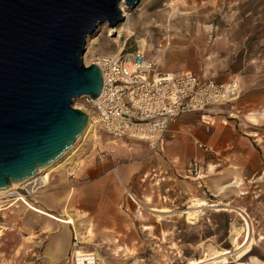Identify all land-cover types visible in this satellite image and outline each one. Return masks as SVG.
Masks as SVG:
<instances>
[{
  "label": "rangeland",
  "instance_id": "rangeland-1",
  "mask_svg": "<svg viewBox=\"0 0 264 264\" xmlns=\"http://www.w3.org/2000/svg\"><path fill=\"white\" fill-rule=\"evenodd\" d=\"M128 13L132 33L122 32L115 43L113 39L117 34L110 31L111 27L105 25L97 29L87 43L83 56L84 64L98 55L115 54L122 46V55L142 49L147 57L155 60L158 67L164 70L166 65L173 63L169 55L173 50H179L180 41H185L180 33L189 36L190 30L198 29L203 33V41L209 44L214 38L231 36L243 21L247 23L244 30H251L250 23L253 22V32L258 31L264 35V0H141L133 11ZM124 21L125 19L113 28L120 26ZM142 39L145 42L144 48ZM186 42L191 41L187 39ZM72 105L86 113L91 112L90 105L83 97L74 99ZM227 107L222 105L217 108L225 110ZM190 117L188 131L194 133L196 120H202L199 115L192 114ZM179 119L180 117L169 125L179 130ZM91 123L93 131L81 135L67 154L53 164L52 169H42L38 176L36 175L39 180L47 174V183L36 195L49 190L63 194V212L54 214L65 218L69 216L76 223L77 236L73 225H70L68 248L61 255L59 264H74V252L79 250L95 252L97 256L99 254L105 264H186L190 258L204 256L205 251L218 248L233 250L230 231L233 224L242 226L237 210L216 212L205 208L204 213L193 224L186 222L183 215L176 213L157 220L149 210L150 207L163 206L173 210L183 209L188 205L190 198L194 197L203 198L207 202L229 201V190H224V199L213 197L204 192L206 187L203 182L199 186L193 178L186 175L185 163L191 158H196L194 150H182L183 153L189 151L188 158L179 154L170 155L166 149L168 131L164 134L165 141L163 138L160 148L136 139L114 140L94 122ZM202 123L210 126L214 120ZM178 149L181 148L176 147V150ZM176 150L173 149V152H177ZM203 152L206 154L205 159L213 156L212 152ZM118 169L127 171V176H119ZM209 169L211 173L214 171L208 166L205 171ZM109 171L115 176L113 181L106 177ZM205 171L202 167L201 177H204ZM33 179L34 177L30 183L35 182ZM203 179L201 178V181ZM96 182L98 185L100 182L113 186L119 198L114 207V218L111 221L107 219L98 226L89 221L90 216L95 213L84 212L82 206L85 202L84 188L88 187L94 195L96 188L91 184ZM23 186L11 189L4 195L12 197L16 193L24 194ZM254 190L256 191L252 195L255 197L248 194L245 198L247 204H239L248 215L254 238L251 252L242 257L241 261L246 264H264V188L261 192L257 188ZM129 193L141 205L137 204ZM32 197L27 199L32 201ZM146 198L150 199L149 202ZM99 200L97 197L90 202L98 208ZM0 205L5 207L4 203ZM20 208L25 210L26 218L23 216V219L26 220L22 219L24 224H31V218L36 220L38 215L27 210L21 202L17 207H7L0 212V223L5 226L0 235V264H12L5 260V251H9L11 246L14 247L18 236L5 229H8L10 217H17L14 210ZM64 210L70 215L65 216ZM27 215H30L29 219ZM145 226L150 227L145 229ZM32 248L27 252L29 258L33 252ZM228 264L238 263L231 259Z\"/></svg>",
  "mask_w": 264,
  "mask_h": 264
},
{
  "label": "water",
  "instance_id": "water-1",
  "mask_svg": "<svg viewBox=\"0 0 264 264\" xmlns=\"http://www.w3.org/2000/svg\"><path fill=\"white\" fill-rule=\"evenodd\" d=\"M141 0H0V190L68 151L88 115L72 105L102 88L83 56L90 36Z\"/></svg>",
  "mask_w": 264,
  "mask_h": 264
},
{
  "label": "crops",
  "instance_id": "crops-1",
  "mask_svg": "<svg viewBox=\"0 0 264 264\" xmlns=\"http://www.w3.org/2000/svg\"><path fill=\"white\" fill-rule=\"evenodd\" d=\"M240 23L239 29L231 36L214 38L209 44L203 41V33L198 29L190 30L189 36L180 33L185 41H180L179 50H173L169 55L173 63L166 65L164 70L176 71L185 68L219 83L231 78L238 79L241 93L232 115H229L232 111L226 112V109L210 110L209 119H213L214 123L205 126L200 120H196L194 133L188 131V121L192 114H187V117L179 116V130L173 125L168 126L166 149L172 156L179 154L187 158L189 151L183 153L182 150H194L203 170L207 166L214 170L211 173L209 169L203 174L204 179L201 182L206 187L204 192L224 199V190H229L231 194L229 193L227 203L243 209L239 204H247L245 198L248 194L255 197L252 195L256 191L254 189L261 192L264 188V35L258 31L253 32V22L250 23L251 30L248 31L244 30L247 23ZM187 39L191 42H186ZM193 115L200 116L199 113ZM163 138L165 141V136ZM195 141L212 146L213 156L205 159L204 150L196 148ZM176 147L181 149L176 150ZM173 149L177 152L174 153ZM118 170L119 176H127V171ZM106 177L111 181L115 178L112 171L107 172ZM94 185V195L88 187L84 188L85 202L82 206L84 212L95 213L90 216L89 221L98 226L107 219L111 221L114 218V207L119 198L113 186L100 182L99 185L98 182L91 184ZM97 197L100 198L98 208L90 202ZM31 203L53 214H61L64 209L63 194L53 190L33 195ZM14 211L17 217H10L6 231L17 235L18 240L14 247L11 246L9 251H5V260L12 264H59L61 255L68 248L70 225L53 221L43 215H36V220L31 218V224H24L22 219L23 216L26 218L25 210L20 208ZM64 214L70 215L67 212ZM29 216L27 215L28 219ZM31 248L33 252L29 258L27 252Z\"/></svg>",
  "mask_w": 264,
  "mask_h": 264
},
{
  "label": "built area",
  "instance_id": "built-area-1",
  "mask_svg": "<svg viewBox=\"0 0 264 264\" xmlns=\"http://www.w3.org/2000/svg\"><path fill=\"white\" fill-rule=\"evenodd\" d=\"M90 64L99 67L102 88L98 97L84 98L91 107L88 118L114 140L136 139L161 148L169 124L179 116L199 113L202 122L209 123L208 111L222 105L232 115L241 93L237 78L219 83L188 69L165 71L142 49L98 55L85 65ZM195 145L213 152L210 145L199 141ZM184 171L201 186L202 166L197 158L186 161ZM37 176L35 182H26L31 193L23 187L26 198L44 187ZM74 253L78 264L79 255Z\"/></svg>",
  "mask_w": 264,
  "mask_h": 264
},
{
  "label": "bare ground",
  "instance_id": "bare-ground-1",
  "mask_svg": "<svg viewBox=\"0 0 264 264\" xmlns=\"http://www.w3.org/2000/svg\"><path fill=\"white\" fill-rule=\"evenodd\" d=\"M120 8H121L122 19L123 20L125 19V21L120 26H117L113 29H110V31H113L117 34L116 37H114V39H113V41L115 43L118 41V38L120 37L122 32H126L127 34L132 33L130 23H129V17H128L129 13L126 10L125 3H121ZM110 35H112V34L110 33ZM144 44H145V42L142 39V48H144ZM122 49H123V47L121 46L118 50L119 52H116L115 54L120 53L122 51ZM86 114L88 115V113H86ZM92 128H93V124L91 123V121L88 118V122L86 124V127H85L82 135L87 133L88 131L92 130ZM68 151H66L62 156L66 155ZM55 162L36 170L34 175H32L30 178L12 183V184H10L9 187L1 189L0 190V204L4 203L5 207H3V205H0V212H2L3 209L7 208V207H11V206L17 207L18 203L21 202L26 207V209H28V210H30V211L38 214V215H43V216L49 217V218H51V219H53L59 223L65 224V225H73V227L75 228V223L73 222V220L69 216H67L65 218L63 216L56 215V214H53L47 210H44L41 207L31 203V201L29 202L23 194L16 193L13 196V198H10V197H7L6 195H4V193H6L7 191L14 189L16 187H19L20 185H24L23 187H25L31 193V190L29 189V186L27 185L28 183H30L28 181L30 179H32L33 177H35L40 170L52 169L53 164ZM37 181H40L39 183H43L45 185L47 183V174L42 176ZM26 182H28V183H26ZM129 195L132 197V199L134 201L137 202V204L141 205L140 202H138L137 199L132 194L129 193ZM149 200H150L149 198H146L147 202H149ZM205 208H209V209L216 211V212H219V211L232 212L234 210H237V213H239L241 216L242 226L237 227L233 224L232 229L230 231V238H231V242L233 244V250H229L227 248H221V249L218 248V249H213L209 252L205 251L204 256H202L200 258H190L187 260L186 264H228L231 259L234 261H237L238 264H246L245 262H242L241 259H242V257L249 255V253L251 252V247L254 243V238L252 235V231H253L252 225H251L250 221L248 220L247 213L244 212L243 209L236 208V207H234L228 203H224L220 200H216L214 202H207L203 198H195L194 197V198H190V200L188 201V205L183 209L173 210V209H170L168 207L163 206L160 208L150 207L149 210H150V212L151 211L153 212V214L157 217V220L162 219V217H164V216H168V215H172V214L176 213L178 215H183L186 218V222L193 224L199 219L200 215L204 213ZM149 227L150 226H145V229H148ZM4 228H5V226L0 223V235L2 234V231ZM73 231L75 232V230H73ZM75 234H76V232H75ZM76 236H77V234H76ZM240 237L242 239L238 242ZM77 255H79V257L77 258L78 264H105V261L102 259V257L99 254L97 256V253L95 254V252L79 250V251H77Z\"/></svg>",
  "mask_w": 264,
  "mask_h": 264
}]
</instances>
